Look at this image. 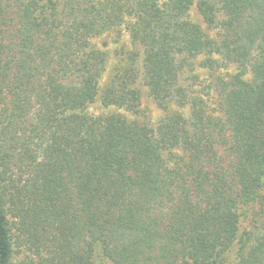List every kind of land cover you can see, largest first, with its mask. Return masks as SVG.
Wrapping results in <instances>:
<instances>
[{"label": "trees", "instance_id": "1", "mask_svg": "<svg viewBox=\"0 0 264 264\" xmlns=\"http://www.w3.org/2000/svg\"><path fill=\"white\" fill-rule=\"evenodd\" d=\"M256 208L264 0H0V264H264Z\"/></svg>", "mask_w": 264, "mask_h": 264}, {"label": "rangeland", "instance_id": "2", "mask_svg": "<svg viewBox=\"0 0 264 264\" xmlns=\"http://www.w3.org/2000/svg\"><path fill=\"white\" fill-rule=\"evenodd\" d=\"M107 43L108 45V54H109V67L114 69L117 65L118 60L122 57L118 51H120L121 42L114 44L110 40H107L104 37L96 38L92 41V44L97 46ZM187 82H190L188 80ZM141 91L140 99V113H132L121 109H113L118 111L121 114H124L127 118L134 120L137 119L141 122H146L152 127H156L161 119L164 117L165 112L157 105V103L150 97L147 88L137 82L136 85ZM16 172V171H15ZM18 172V171H17ZM16 172V174H17ZM256 212V213H254ZM247 227V231L253 232L252 236L249 238L247 247L245 249V255L247 256L253 244H258L257 238L264 237V209L256 208L253 212L250 213L249 219L244 222ZM13 264H40L39 259L36 255L32 254L25 247L17 248V257L13 260Z\"/></svg>", "mask_w": 264, "mask_h": 264}]
</instances>
